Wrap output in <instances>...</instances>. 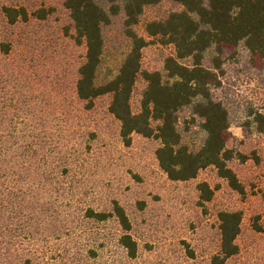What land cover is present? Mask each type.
<instances>
[{
    "label": "rangeland",
    "instance_id": "rangeland-1",
    "mask_svg": "<svg viewBox=\"0 0 264 264\" xmlns=\"http://www.w3.org/2000/svg\"><path fill=\"white\" fill-rule=\"evenodd\" d=\"M3 4L48 11L44 20L31 17L13 28L0 24V38L13 40L15 87L26 89L28 105L18 122L15 120L16 127L18 131L31 128L46 135V144L39 151L47 155L35 161L46 162L47 166L30 181L47 184L39 188L47 190L50 197L46 199L55 203L60 218L39 223L36 216L30 223L25 220L21 225L30 226L29 237L24 234L19 238L18 223L15 231L14 226L11 230L2 225L0 264H25L26 259L32 264H209L210 256L218 250L217 212L222 209L244 212L238 238L241 251L227 264H264V230L257 232L252 226L259 215L264 228V135L249 133L238 120L231 126L234 138L229 146L245 152L256 150L260 157V162L251 158L233 163L246 185L245 195L231 190L213 167L201 170L196 179L171 181L158 165L156 140L133 135L130 146L123 144L119 123L108 109L110 96L98 98L91 110L77 100L74 79L85 48L77 45L67 31L70 18L64 0H0V7ZM176 8L164 2L146 9L143 18H161ZM137 30L144 34L142 24ZM121 39L118 27L107 29L105 72L114 69L126 51ZM172 52L171 46L148 45L142 68L161 69L164 56ZM205 63L209 65V61ZM244 65V61L229 65L224 86L214 90V98L228 95L236 103L251 102L264 111V87L253 78L255 74L243 72ZM145 85L142 79L136 83L131 97L134 111L140 106ZM65 163L72 170L62 175L59 168ZM202 181L215 191L205 207L198 203L196 189ZM112 199L126 207L132 220V234L138 241L134 258L117 243L119 229L114 221L98 224L83 217L87 207L101 209ZM22 213L27 214L25 210ZM7 214L14 216L15 210L9 209Z\"/></svg>",
    "mask_w": 264,
    "mask_h": 264
},
{
    "label": "trees",
    "instance_id": "trees-1",
    "mask_svg": "<svg viewBox=\"0 0 264 264\" xmlns=\"http://www.w3.org/2000/svg\"><path fill=\"white\" fill-rule=\"evenodd\" d=\"M164 2L177 8L161 18L144 20L146 9ZM64 7L70 18L67 31L85 48L74 79L76 98L84 109L91 110L98 98L110 96L108 109L119 123L123 144L130 146L133 135L156 140L158 165L171 181L193 180L201 170L213 167L231 190L245 195L246 185L233 163L251 158L260 162V157L256 150L245 152L229 146L234 138L231 126L238 120L249 133L264 135V111L251 102L236 103L228 95L216 100L213 93L223 88L229 65L243 61V72L255 74L253 78L264 87V0H64ZM47 15L44 8L30 11L25 6L3 4L0 24L13 28L31 17L44 20ZM141 24L144 34L137 30ZM115 27L127 48L116 67L105 72L106 33ZM8 38H0V227L14 226L15 231L18 223L20 238L31 230L28 224L21 225L25 220L30 223L36 216L37 222H53L60 218V212L50 198L46 199L50 197L47 190L39 188L47 184L30 181L47 166L35 161L47 155L39 151L46 144V135L16 127L28 102L26 89L15 87V45ZM150 44L173 48L164 56L161 69L142 68L144 48ZM140 79L146 85L140 106L134 111L131 97ZM60 166L62 175L72 170L67 163ZM196 189L198 203L205 207L215 191L207 181L198 182ZM9 209L15 210L14 216L7 214ZM83 214L92 223L114 221L119 229L117 243L129 257L137 256L132 220L119 200L112 199L101 209L87 207ZM243 219L242 210L217 212L219 245L209 264H227L240 254L238 238ZM259 219L256 216L252 225L257 232L264 230ZM25 262L32 264L30 259Z\"/></svg>",
    "mask_w": 264,
    "mask_h": 264
}]
</instances>
